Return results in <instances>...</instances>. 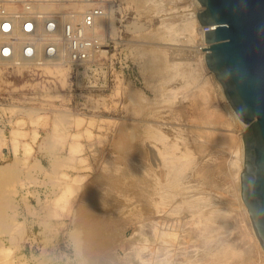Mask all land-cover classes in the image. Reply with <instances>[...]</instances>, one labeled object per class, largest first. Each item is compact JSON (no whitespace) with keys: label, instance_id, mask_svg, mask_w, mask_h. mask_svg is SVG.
I'll list each match as a JSON object with an SVG mask.
<instances>
[{"label":"rangeland","instance_id":"1","mask_svg":"<svg viewBox=\"0 0 264 264\" xmlns=\"http://www.w3.org/2000/svg\"><path fill=\"white\" fill-rule=\"evenodd\" d=\"M187 2L185 3L187 4ZM150 3L149 0L147 2L145 0H115V7L117 8V15H115V18L117 19L116 27L119 30V34L112 37L115 38L118 43L117 51L119 52V56L117 59H120L121 62L120 64L119 62H116L115 65H111V67L108 68L106 81L99 89H88L83 87L84 84L93 81L94 78L92 76L83 79L82 83L80 81L78 87H76V85L74 86V84L71 85L70 81L67 79L68 72L62 67H60L61 72L64 71V74H66V82L63 86L59 83L58 77L48 75L43 69L37 70L26 67L17 68L0 64V136L4 139V143L0 145V153L1 150L4 153L8 150L13 153L14 143L16 147L15 156L10 154L8 159L0 161V165H4L5 163L11 164V168H6L10 169L9 172L0 175V219H2L0 220V247L4 246V248L11 251L9 253L12 258L10 257L9 261L7 259L8 263L19 264L21 261V264H109L110 262V264H148V262H151L149 264H162L159 261V255H155L157 253V248L159 249V242L156 238H152V236H154L152 235L153 229L160 223L155 218H149L152 214L148 215V207L144 204V200L145 202L147 200L145 196V188L147 187L148 192V188L152 187V185L148 184H152L154 182V176L156 177L159 175L160 168L157 167L156 164H158L157 160L160 161V158L157 156V158L153 160V163L149 157H146L147 155L149 156V154L145 151V144H150L155 148L156 145L152 140H149L150 143L148 138L145 139L144 131L147 127L153 125L155 128L162 129L161 132H163L164 135L166 134L165 137L167 135L170 137L167 138V136L166 139L177 140V142L181 143L183 140L182 138L189 141L192 140L190 138H195V134L192 133H197L195 126L202 121L199 120V122L196 118L190 117L191 109L186 101L181 98V92H177L176 99L173 104H170L162 99L163 91L161 90V87L158 89L156 86L159 77H157L155 73L157 69L162 66L161 62L165 59L164 54L166 57L169 56V54L170 56H172V54L176 55L174 58L180 57V45H178L179 47H176L177 38H179L180 35L178 32L174 33V30L168 32V29H166L165 31V21L163 22L162 20V18L165 17V14L163 12L160 14L157 11L158 9H156L157 7L155 8V5ZM185 3L182 5L184 7H178L179 9H177L176 12L169 11V14H171L170 12L174 14L180 13L182 10L185 11ZM150 5L154 8L152 7L151 9ZM196 7H198V9L202 8H200L199 5ZM191 8L190 11L194 12L193 7ZM165 13L166 16H168V13ZM194 14L196 13H193V16ZM131 24H138L137 27H139V29L136 32H133L131 28L134 26ZM161 24H164V27L161 26ZM163 30L164 33L162 35ZM157 32L159 33L157 34ZM165 32L167 33V37L171 34V40L166 37L165 40L163 39L164 34H166ZM160 36L162 37L160 38ZM161 39L163 40L160 41ZM177 51L179 52L178 54ZM154 64L155 66H153ZM120 65H127V67L121 69ZM156 65H159V67ZM155 68L156 70H154ZM215 84L220 85L216 82L213 84L215 95H217L214 100V105L221 107L220 109H222L225 124L227 126L223 125V127L218 121L216 124L214 123V126H217V132L219 131L218 134H220V132L225 135L226 133H229L228 136H230V138L236 136L235 138L237 140L238 134L243 129L244 125L238 120H235L233 116H230L231 114L228 112L229 110H227L228 107L225 105L224 100L222 101L223 98L220 96L222 92L220 91V88L218 90V86ZM219 107H216V109ZM202 124L203 123H201V125ZM220 127L222 128L220 129ZM187 132H190L191 137ZM138 135L140 136L138 137ZM239 136L241 137L240 134ZM224 145L225 146L223 147H219L217 143L208 144V150L210 153L208 158H218L220 162H223L220 164L218 163V166L224 164V166H222L223 168L217 166V169L219 168L218 172L213 174L214 179L216 178L215 181L218 183L217 187L209 186L204 183L205 181L203 180H200L201 182H199V180L195 182L188 181L187 183L192 186H187L188 188L186 191L190 189V191L193 190L195 194L198 192V194L193 195L194 197L190 196V199L193 198L194 200L199 197L201 199L198 200H202L201 202H203L207 198H211L210 202L215 201L219 203L218 206L222 205L221 207L223 208L229 207L233 211H240L238 214L240 215L239 217L242 222L239 220L240 222L238 221V223L243 225H233L236 227L232 228H237L238 230L234 229L233 231V229H231L228 238L231 233H233L234 236H237L241 230L240 225L242 227L244 226L243 230L244 232L246 231L245 234H248L251 237L247 236L248 239H252L250 240V244L255 247L252 248L253 252H251L252 254L250 255L252 259H249H251V262L254 264H264V259H262V257H264V255H262L264 254V251H262L255 243L256 241L253 239L254 236L252 235V229L249 222L244 216H241L242 210L241 208L239 210L240 206L238 207L239 203L237 202L238 199H236L237 194H235V182L231 180L235 178L231 175L232 173L229 172L230 169L228 167V162L235 160L233 159L235 158L233 150H236L237 146L235 144L232 145V143H225ZM27 148L29 149L27 150ZM149 162L151 163L149 164ZM133 163L134 165L138 164L134 169ZM137 167L138 169H136ZM105 169L107 173H105ZM103 171L107 176L104 173L100 174ZM148 171H152L154 175L151 173L150 175ZM156 171L159 172L156 174ZM142 173H144V175ZM128 174L133 175L131 176L132 178ZM121 176L124 177L122 178ZM129 180L134 181L133 185L132 181L129 182ZM139 180L141 181L139 182ZM150 180L153 182H149ZM184 180L185 178H183V183ZM145 182L148 186H146ZM67 183H72L70 190H65V185H67ZM122 186H124V188ZM232 186L233 188H231ZM193 187H196L197 189ZM88 188L92 190V192L90 191V196H88ZM138 189H141L142 191L144 189V195L141 194V191ZM232 189H234L233 194L235 195L232 194ZM100 191L105 193V196L108 195V201H104L105 196L102 197L103 194H101ZM204 193L209 195L206 196ZM200 195L202 196L200 197ZM136 196H140V198L143 199V196H145V199H142V202H140V198ZM88 197L92 199H88ZM7 198L9 201H6ZM97 198H101L106 204L103 203L101 207L98 203L100 200ZM134 199L137 200V204L133 201ZM220 199L223 200L222 204H220ZM90 200H98V206L101 208L98 207L97 209L104 211L101 213L97 210L96 215L94 213L95 216L90 219H94L93 222L91 221V224L89 222L90 220L88 221L87 218L86 221L84 220L85 215L82 216L84 217L82 219L85 222H80V217L84 212L83 207L86 208L85 204L87 205V201L91 202ZM111 201L114 203L113 205H111ZM122 202L126 206H124ZM79 203H81V205H79ZM204 203L202 204L204 205ZM169 205L172 206V204H168V207H166L167 205L165 206L167 210L170 208ZM104 206L108 212L105 210ZM145 207H147L144 211L146 213L142 212ZM118 209V213L121 214L117 213L116 210ZM140 213L143 216H141ZM85 214L86 217L92 215V213L87 214V212H85ZM136 214H140V217ZM144 214L147 216H144ZM173 215L176 218L177 215ZM78 216L80 221L77 220ZM131 216L132 218H130ZM11 218H14L15 220V222L13 221V224ZM119 218L120 221H118ZM175 218L172 223L173 228L175 230L177 229L178 242L173 249L174 254L173 252L171 254L173 261H171V264L175 262L176 264H192V262H194L193 264H198V262L204 264L203 258L198 259L197 262L196 257L200 256V251H197L198 253L194 252L193 254L195 256L192 257V250L194 251L193 248H199V238L193 237L192 239L190 234L188 235V233H185L186 229L183 230V226L193 227V223H190L193 221L190 220L188 224L184 223V220L181 218H179L181 222ZM7 219H9V222L3 227L2 221H6ZM102 219L106 224H104L105 227L102 225ZM97 220L99 223H97ZM151 220L152 222H150ZM119 222L122 223L120 224ZM15 223L17 224V228H15ZM126 223L127 226L125 225ZM177 223L181 226L183 225V228L181 226L179 228ZM196 223L197 222L194 224L196 225ZM78 224H84V227H79L77 226ZM116 224L117 227H120L118 231L115 226ZM101 225L103 228H106L102 230L103 233L101 230L98 232L96 229V227L101 229ZM85 226L86 231L83 229ZM88 227L93 230L91 231ZM142 228L145 229L142 230ZM80 229L82 230V233ZM104 230H107L108 232ZM178 230H182V232H179ZM83 232L84 235H82ZM133 232H138V234H134ZM73 234H75V237ZM181 234L184 236L182 237ZM233 235L231 234L232 237L229 239L232 241L236 240V246H239L238 242L240 243V240H245L239 235L237 236L238 238L235 236L237 238L235 239ZM87 236H89V238ZM185 236L190 240H186ZM188 236L191 238H188ZM123 239L127 243L122 242L124 241ZM153 240L155 241L156 248L155 244L152 242ZM185 241H187V243ZM232 241L231 243L236 244V241ZM151 243L154 247H152ZM190 243H193V246L190 245ZM122 244H125L123 245V248L121 246ZM187 244L189 245L187 246ZM149 247L154 248V251H152L153 249L150 250ZM86 248L89 249L86 250ZM95 248L97 249L95 250ZM127 249L129 251H127ZM185 249L188 250L186 251ZM136 250H138V252ZM181 250L183 251L181 252ZM123 252L126 253V255ZM188 252H190L191 255L188 254ZM196 254L199 255L197 256ZM3 255L0 254V257ZM131 255L133 256L131 257ZM180 256L185 258V260L191 256V259L189 258L188 261H185ZM97 257L100 258L98 259ZM116 257L118 258V262ZM129 257L131 260L133 259V262ZM89 259L90 261H88ZM108 259H110V261ZM3 263L4 262H1L0 264Z\"/></svg>","mask_w":264,"mask_h":264},{"label":"bare ground","instance_id":"2","mask_svg":"<svg viewBox=\"0 0 264 264\" xmlns=\"http://www.w3.org/2000/svg\"><path fill=\"white\" fill-rule=\"evenodd\" d=\"M146 2L148 0H145ZM153 5H155L154 7L156 9H158L157 11L161 14V12H163L165 14V17L162 18L163 22L165 21V31L166 29H168L167 31L169 32L170 30H174V33L175 32H178V34L180 35L179 38H177V45H180L179 47V52H180V57H176L174 58L176 55H173L170 56H165L164 54V57L165 59L162 60V66L159 67V64L157 67H159L156 71V75L158 78V83H157V88L159 89L161 87V90L163 91V95H162V99L165 100V102L167 103H172L174 102V100L176 99V94L177 92H181V98H183V100L186 101V103L188 104V106L190 107V117L192 118H196L198 121H202L201 123H203L201 125V123H197L198 125H194L195 126V130H197L196 132L197 133H192V134H195V138H190L192 139L191 141L189 140H185L184 138H182L183 140L185 141H181L180 142H177V140H168L166 139V136L163 134V132H161L162 129H158L157 127H153L152 126H149L145 129V139L148 138V141L152 140V142L155 143L156 145V148L153 147L152 145L150 144H145V148H146V153L148 152L149 156L147 155L146 157H149L151 162H153V160L155 158H157V156H159L160 158V161H158V164H156L157 167H159V175L158 176H154V179L153 181H149V182H153L152 184H148V185H152L151 188H148V192H147V187L145 188L146 189V193L143 189V191L140 189H138L139 191H141V194L144 195L145 193V196H146V202H145V196L144 199L143 198H140V196H136V197H139L140 198V202H142L141 200L143 199L144 200V204L148 207H145L143 208L144 210L142 212L145 211V209L147 208L148 212L149 213L148 215H151V217L149 216V218H155L157 219V221L160 223L158 224L157 226H155V228L153 229V233L152 235V238H156V240H158L159 242V249L157 248V253L155 255H159L158 257L159 258V261L162 263V264H171V261H172V252H173V249L175 248L176 244H177V229L175 230L173 228V219L175 218L173 214L177 215L175 219H178L181 218L184 220V223H188L190 222V220H192L193 222H190V223H193V227H185V226H180L183 228V230L186 229L185 233H188V235L190 234L192 239L193 237H198V241H200L199 244V248H193L194 251L192 250V257L195 256L193 253L196 252L198 253L199 251V254L200 256L199 257H196L197 258V262H198V259H202L203 258V262L204 264H251L253 262H251V257L250 255L252 254L251 252L252 251V248H255L254 246H252V244H250V240L252 239H248V237H250L248 234H245L244 232V226L242 227L241 223H238V221L240 219V215L238 214V211L235 210L233 211L232 209H230L229 207L227 208H223L221 206H218L219 203L217 202H210L211 198H207L209 200H204L203 202H201L202 200H198V199H201L198 197V199H190V196H193L195 193L192 191H190V189L188 191H186V189L188 188L187 186H192L190 184H188L187 182L188 181H198L201 182L202 180L205 181L204 183L208 184L209 186H212V187H217L218 183L215 181L214 177H213V174L214 173H217L218 172V169H217V166H218V163H223V162H220V160H218V158H213V159H210L208 158V155L210 154L209 153V150H208V144H214V143H217L219 145V147H223L225 146L224 144L225 143H229L232 145L235 144L236 146V150L234 149L233 153H234V157L233 159H235L234 161H230L228 162L229 164V169H230V173H232L231 175L235 178V179H231L235 182V188H236V192L235 194H237L236 196V199L237 202L239 203L238 204V207H239V210L241 208L242 212H241V216H244L245 219H247V221L249 222L250 226H251V223H250V219H249V215H248V212H247V209L240 197V171L242 169V161H243V143H242V139L241 137L239 136V134L241 135V133L243 132V130L245 129L244 126H243V129L239 132L238 134V139L236 140V136L233 137L232 134V138H230V136H228V134L226 133L223 134L220 132V134H218L217 130V126L215 127L214 126V123L216 124L217 121L220 125H226L225 124V119L223 117V112H222V109H220L221 107L219 106H215L214 105V100L216 98L217 95H215V91H214V83H218L214 77V75L208 70L207 66H206V63H205V55L207 53V49L205 51H202V48H204V44L207 45L206 48H208V43H206L205 41V28L206 26H203L200 24L199 22V19L197 17V14H194L193 16V13H197V11L199 10L198 7L196 6H200V10H203L204 7L203 5L200 4V2L198 0H149ZM188 1V2H187ZM187 2L185 8L186 10L180 13H172L173 11L176 12L177 9H179L178 7H184L182 5H184V3ZM145 3V2H144ZM150 3V4H151ZM183 3V4H182ZM151 7V5H150ZM153 7V6H152ZM151 7V9H152ZM153 7V8H154ZM191 7H193L194 9V12L190 11V9H192ZM43 9H53V6H42ZM184 9V8H183ZM156 11V10H155ZM169 11H172L170 12L171 14H169ZM168 13V16H166V13ZM168 17V18H167ZM112 20L114 19L113 17L111 18ZM111 19L109 22L107 21H104V20H99L97 21L96 23V26L95 29H94V32L96 31H99V35L101 36H106L107 34H109L110 36H117L119 34V30L117 29L116 25H113V23L110 25V22H111ZM135 21V20H134ZM139 22V21H138ZM135 23V22H133ZM132 25V24H131ZM138 24H133L131 29L133 30V32H136L139 27H137ZM161 24V26H163ZM163 26V27H164ZM162 27V28H163ZM205 27V28H204ZM214 25H209L207 27V30H212L214 29ZM134 28V29H133ZM143 29V28H142ZM141 29V30H142ZM164 29V28H163ZM159 31V30H158ZM155 33H156V30H155ZM159 32H157L158 34ZM164 33V30L162 32V35ZM166 33V32H165ZM155 35V34H154ZM166 35V36H165ZM176 35V34H175ZM157 37V35H156ZM162 36H160L161 38ZM168 39H172L171 38V34L167 37V33L164 34V40L166 38ZM173 37V35H172ZM163 39H161L160 41H162ZM167 39V40H168ZM159 40V39H158ZM180 43V44H179ZM175 45V44H173ZM172 45V46H173ZM177 51V54L179 53ZM162 53V51H161ZM163 55V54H162ZM182 55V56H181ZM162 59V58H160ZM0 64L2 65H9V64H14V62H10V61H6V60H3L0 58ZM155 66V64L153 65ZM6 67V66H5ZM8 67V66H7ZM25 68L23 67L22 65H19L17 66V68ZM60 67L64 68L67 70L68 72V69L66 67H63L61 65H59L58 62H54V64L52 65H43V71H45V73H47L48 75H52V76H56L58 77V81L59 83L61 84V86H63L66 82V74H64V71L61 72L60 70ZM65 70V71H66ZM156 70V68L154 69ZM68 77V75H67ZM57 79V78H56ZM154 85V86H155ZM174 85V86H173ZM217 85V84H215ZM69 86V85H68ZM218 86V87H217ZM216 87L220 88V91L222 92L221 93V97L223 98L222 101L224 100V103L225 105L228 107H226L227 110H229L228 112L231 114L230 116H233V118H235V120H238L239 122H241L243 124L242 121H240L236 115V113L233 111V109L230 107L229 103L227 102L224 94H223V91H222V88H221V85H217ZM220 86V87H219ZM116 90V89H115ZM116 92V91H115ZM217 93V92H216ZM96 102V101H95ZM221 104V103H220ZM98 105V104H97ZM102 105V104H101ZM167 105V104H166ZM169 106V105H168ZM97 107V106H96ZM216 107H219L216 109ZM223 107V106H222ZM173 113V112H172ZM169 116V115H168ZM225 116V115H224ZM188 120V119H187ZM227 120V119H226ZM234 120V119H232ZM179 121V120H178ZM189 121V120H188ZM199 121V122H200ZM175 122V121H174ZM177 123V122H176ZM55 125V124H54ZM191 125V124H190ZM86 126V125H85ZM227 126V125H226ZM219 127V126H218ZM224 127V126H223ZM222 127H220L221 129ZM226 128V127H225ZM228 128V127H227ZM191 130V129H190ZM189 130V131H190ZM194 130V129H193ZM194 130V132H195ZM226 130V129H225ZM183 131V130H182ZM188 131V130H187ZM222 131V130H221ZM192 132V131H190ZM190 132H187L190 134ZM224 132V131H222ZM166 133V131H165ZM140 134V133H139ZM234 134V133H233ZM176 135V134H175ZM235 135V134H234ZM77 136V135H76ZM140 135H138L139 137ZM194 136V135H193ZM181 137V136H180ZM183 137V136H182ZM190 137H191V134H190ZM240 137V138H239ZM46 138V136H45ZM167 138H170L169 136ZM178 138V137H177ZM62 139V138H61ZM120 139V138H119ZM149 141V142H150ZM3 142V141H2ZM35 143V142H34ZM69 143V142H68ZM151 143V142H150ZM181 144V145H180ZM180 147H179V146ZM216 145V144H215ZM214 145V146H215ZM231 145V146H232ZM127 146V145H126ZM211 146V145H210ZM217 146V145H216ZM238 146H239V149H238ZM125 147V146H124ZM130 147V146H128ZM144 147V146H143ZM141 147V148H143ZM132 148V147H131ZM136 148V147H135ZM140 148V146H139ZM13 149V148H12ZM144 149V148H143ZM16 150V149H15ZM14 150V151H15ZM124 150V148H123ZM130 150V149H129ZM133 151V150H132ZM220 151V150H219ZM130 152V151H129ZM132 153V152H131ZM229 153V152H228ZM126 154V153H125ZM135 155V154H134ZM125 157V156H123ZM130 157V156H129ZM233 157V156H232ZM139 158V157H138ZM144 158V157H143ZM223 158V157H222ZM14 159V158H13ZM124 159V158H123ZM128 159V158H127ZM132 159V158H131ZM136 159V158H135ZM134 160V159H132ZM142 160V159H141ZM16 161V160H15ZM148 161V160H147ZM12 162V161H11ZM14 162V161H13ZM114 162V161H113ZM123 162V161H122ZM142 162V161H141ZM144 162V160H143ZM142 162V163H143ZM149 162V164L151 163ZM136 163V162H134ZM133 163V165H134ZM138 163V162H137ZM141 163V164H142ZM154 163V162H153ZM152 163V164H153ZM113 164V163H111ZM147 164V163H146ZM10 163H5L4 165H0V175L2 174H6L7 172H9L10 169H6V168H11L10 167ZM132 165V164H131ZM138 165V164H137ZM137 165H134L133 169L137 166ZM148 165V164H147ZM110 166V165H109ZM143 166V165H142ZM221 166V165H220ZM218 166V167H220ZM224 166V164L222 165ZM221 166V167H222ZM108 167V166H107ZM111 167V166H110ZM108 167V168H110ZM144 167V166H143ZM142 167V168H143ZM148 167V166H147ZM106 168V167H105ZM129 168V167H128ZM127 168V169H128ZM223 168V167H222ZM104 169V167H103ZM107 169V168H106ZM106 169L104 171H106ZM111 169V168H110ZM131 169V168H130ZM138 169V167L136 168ZM129 170V169H128ZM101 172L100 174L104 173ZM109 172V171H108ZM134 172V170H133ZM132 172V173H133ZM147 172V171H146ZM149 172V171H148ZM157 171L155 172L156 174L158 173ZM227 172V173H229ZM107 173V171L105 172ZM104 173V174H105ZM153 174L152 171L149 172V174ZM126 174V173H124ZM123 174V175H124ZM141 174V172H140ZM144 175V173H142ZM150 174V175H151ZM106 175V174H105ZM129 175V174H128ZM135 175V174H134ZM142 175V177H143ZM154 175V174H153ZM107 176V175H106ZM126 176V175H125ZM130 177L133 176V175H129ZM2 177V176H1ZM55 177V176H54ZM100 177V176H99ZM120 177V176H119ZM122 177V176H121ZM124 177V176H123ZM122 177V178H123ZM145 177V176H144ZM232 177V178H233ZM77 178V177H76ZM75 178V180H76ZM106 178V177H105ZM132 178V177H131ZM129 178V179H131ZM141 178V176H140ZM183 178H185L184 180V183H183ZM139 179V178H138ZM79 180V179H77ZM102 180V178H101ZM123 180V179H122ZM135 180V179H133ZM133 180L132 181V185H133ZM145 180H146V177H145ZM143 180V181H145ZM187 180V181H186ZM201 180V181H200ZM223 180V179H222ZM124 181H125V178H124ZM129 180V182H131ZM141 180H139L140 182ZM147 181V180H146ZM225 181V180H224ZM223 181V182H224ZM128 182V180H127ZM138 182V181H137ZM148 182V183H149ZM222 182V183H223ZM229 182V181H228ZM53 183V182H52ZM198 183V182H197ZM203 183V182H202ZM129 184V183H128ZM139 184V183H138ZM137 184V185H138ZM146 184V182H145ZM184 184H187V185H184ZM193 184V183H191ZM195 184V183H194ZM72 183L65 185V190H70L71 189V186ZM136 185V184H134ZM141 185V184H140ZM146 184V186H148ZM199 185V184H198ZM220 185V183H219ZM223 185V184H222ZM229 185V184H228ZM234 185V184H233ZM62 186V185H61ZM87 186V185H86ZM126 186V185H124ZM124 186H122L124 188ZM195 186V185H193ZM203 186V185H202ZM206 186V185H204ZM145 187V186H144ZM197 187V185H196ZM196 187H193L195 189H197ZM227 187V186H226ZM230 187V185H229ZM228 187V188H229ZM13 188V187H12ZM126 188V187H125ZM139 188V187H138ZM191 188V187H190ZM227 188V190H228ZM233 188V186L231 187ZM7 189V188H6ZM89 189V188H88ZM100 189V188H99ZM121 189V188H120ZM185 189V191H184ZM54 190V189H53ZM119 190V189H118ZM202 190V189H201ZM200 190V191H201ZM212 190V189H211ZM216 190V189H215ZM92 190L89 189V195L90 196ZM97 191V190H96ZM107 191V190H106ZM120 191V190H119ZM122 191V190H121ZM208 191V190H207ZM231 191V190H230ZM234 189H232V194L234 193L233 192ZM101 194H103L102 197H104L106 194L105 193H102V191H100ZM105 192V191H104ZM126 192V191H125ZM129 192V191H128ZM131 192V191H130ZM136 192V191H135ZM143 192V193H142ZM197 192V191H196ZM7 193V192H5ZM69 193V192H68ZM87 193V194H88ZM93 193H94V190H93ZM122 193V192H121ZM105 194V195H104ZM108 194V193H107ZM110 194V192H109ZM123 194H124V191H123ZM198 194V192L196 193ZM195 194V195H196ZM225 194V193H224ZM233 194V195H235ZM13 195V194H12ZM127 195V194H126ZM139 195V194H138ZM204 195L208 196L207 194L204 193ZM226 195V194H225ZM93 196V195H92ZM91 196V197H92ZM110 196V195H109ZM131 196V194H130ZM202 195H200L201 197ZM81 197V196H80ZM95 197V196H94ZM98 197V196H96ZM101 197V196H100ZM101 197V198H102ZM108 195L105 196V199H107ZM134 197V196H133ZM132 197V198H133ZM194 197V196H193ZM210 197V196H209ZM230 197V196H229ZM233 197V196H232ZM3 198V197H1ZM87 198V197H86ZM99 199L100 202H98L101 207L103 205V198L102 199ZM110 198V197H109ZM131 198V200H132ZM88 199H92L90 197H88ZM95 199V198H94ZM104 201H108L105 200ZM138 199V198H136ZM136 199H134L133 201H135V204L136 203ZM203 199V198H202ZM205 199V198H204ZM8 200V198L6 199V201ZM59 200V199H58ZM87 200V199H86ZM129 200V201H131ZM139 200V199H138ZM221 200V199H220ZM9 201V200H8ZM83 201V200H82ZM91 201V200H90ZM98 200H92L91 202H88L87 201V205L85 204V207H83L84 209V212H83V215H81L80 217V220H79V216L77 218L78 221L82 222L83 219L85 217V221H86V218L88 219V221L90 219H92V217H94L96 215V211L98 210L99 212H103L99 209H97L99 206V204L97 203ZM201 203H200V202ZM213 201V200H212ZM222 201L221 200L220 204H222ZM12 202V201H10ZM85 202V201H83ZM112 202V201H111ZM116 202V201H115ZM205 202V203H204ZM219 202V200H218ZM78 203V201H77ZM108 203V202H107ZM110 203V201H109ZM129 203V202H128ZM127 203V204H128ZM133 203V202H132ZM131 203V204H132ZM139 203V202H138ZM204 203V205L202 204ZM83 204V203H82ZM106 204V203H105ZM114 203L112 202L111 205H113ZM116 204V203H115ZM123 204V202H122ZM142 204V203H141ZM168 204H172V206H170L169 210H167L165 208L168 207ZM78 205V204H77ZM79 205H81V203H79ZM124 205V204H123ZM130 205V203H129ZM84 206V204H83ZM107 206V205H106ZM126 206V205H124ZM134 206V204H133ZM141 206V205H140ZM143 206V204H142ZM141 206V207H142ZM99 207V208H101ZM109 207V206H107ZM137 207V205H136ZM144 207V206H143ZM225 207V206H224ZM105 208V206H104ZM133 208V207H132ZM234 208V207H232ZM10 209V208H9ZM14 209V208H13ZM103 209V208H102ZM122 209V208H121ZM135 209V207H134ZM140 209V208H139ZM166 209V210H165ZM82 210V209H81ZM105 210L107 211V209L105 208ZM124 210V209H123ZM72 211V210H71ZM80 211V210H78ZM83 211V210H82ZM110 211V210H109ZM117 213L119 211L116 210ZM137 211V209H136ZM139 211V210H138ZM81 212V211H80ZM85 212H87V214H90L92 213L91 216H87L86 217V214ZM108 212V211H107ZM114 212V210H113ZM141 212V210H140ZM14 213V212H13ZM95 213V215H94ZM100 213V214H101ZM111 213V212H110ZM130 213V212H129ZM146 213V212H144ZM243 213V215H242ZM106 214V213H105ZM112 214V213H111ZM114 214V213H113ZM118 214H121V213H118ZM132 214V213H131ZM141 214V213H140ZM139 214V215H140ZM85 215V216H84ZM103 215V214H102ZM101 215V216H102ZM123 215V214H122ZM138 215V214H136ZM138 215V216H139ZM146 214H144L145 216ZM84 216V217H82ZM121 216V215H119ZM141 216H143L141 214ZM147 216V215H146ZM14 217V216H13ZM104 217V215H103ZM106 217H110V216H106ZM116 217V216H115ZM129 217V216H128ZM140 217V216H139ZM174 217V218H173ZM113 218V217H111ZM132 218V216L130 217ZM148 218V217H147ZM145 218V219H147ZM242 218V217H241ZM105 219V218H103ZM102 219V220H103ZM123 219V218H122ZM125 219V218H124ZM127 219V218H126ZM144 219V217H143ZM186 219V220H185ZM243 219V218H242ZM2 220V219H0ZM5 220V219H4ZM2 221V226L4 227L6 223L9 222V219H7L6 221ZM107 220V219H106ZM110 220V219H109ZM142 220V219H141ZM150 220V219H149ZM154 220V219H153ZM11 221H12V224L15 222L14 218H11ZM14 221V222H13ZM83 221V223L85 222ZM91 221L93 222V220H90V224H91ZM101 221V220H100ZM108 221V220H107ZM112 221V220H111ZM120 221V218L119 220ZM124 221V220H122ZM155 221V220H154ZM239 221V222H240ZM106 222V221H105ZM137 222V220H136ZM139 222V221H138ZM146 222V221H145ZM152 222V220L150 221ZM181 222V221H180ZM195 222L196 225L194 224ZM242 222V221H241ZM1 223V221H0ZM78 223V222H77ZM76 223V224H77ZM88 223V222H86ZM97 223L98 220H97ZM103 223V224H102ZM101 224L104 226V220ZM120 223V222H119ZM122 223V222H121ZM120 223V224H121ZM144 223V222H143ZM147 223V222H146ZM157 223V222H156ZM154 223V224H156ZM183 223V222H182ZM183 223V224H184ZM11 224V225H12ZM16 224V223H15ZM94 224V223H93ZM135 224V223H134ZM137 224V223H136ZM236 224H241L240 225V228L241 230L238 232L239 234H237V236L239 235L241 238L245 239L244 241L240 240V244L239 246H236L237 245V241L235 243L236 244H233L231 243L232 240H230L232 237L231 234L233 235V233L230 234V239L228 238V235L231 231V229H236L238 230L237 228H232V227H236V226H233V225H236ZM84 224L82 225H77V226H83ZM100 225V224H99ZM101 225V226H102ZM106 225V224H105ZM123 225H124V222H123ZM127 226V223L125 224ZM145 225V224H144ZM151 225V224H150ZM176 225V224H175ZM187 225V224H186ZM95 226V224H94ZM98 228L96 227V229L98 230V232H101L103 233V229H106V228ZM117 227V224L115 225ZM135 226V225H134ZM133 226V227H134ZM192 226V225H191ZM84 227V226H83ZM92 227V226H91ZM105 227V226H104ZM137 227V226H136ZM142 227V225H141ZM151 227V226H150ZM15 228H17V224L15 225ZM89 228V227H88ZM87 228V229H88ZM120 227H117V231ZM82 229V228H81ZM80 229L81 233H82V230ZM86 231V226L85 228ZM90 229V228H89ZM88 229V230H89ZM95 229V227H94ZM124 229V228H123ZM136 229V228H135ZM145 229V228H144ZM142 228V230H144ZM152 229V228H151ZM251 229H252V235L254 236L253 239H255V243L260 247V249L262 251H264V249L261 248L260 246V243H259V240L257 239L255 233H254V230L251 226ZM13 230V229H11ZM91 230V229H90ZM93 230V229H92ZM91 230V231H92ZM134 230V229H133ZM139 230V229H137ZM84 231V232H85ZM104 231H107V230H104ZM120 231V230H119ZM141 231V230H140ZM179 232H182V230H178ZM232 231V232H233ZM84 232L82 235H84ZM108 232V231H107ZM113 232V231H112ZM145 232V231H143ZM184 232V231H183ZM88 233V232H87ZM92 233V232H91ZM120 233V232H118ZM131 233V232H130ZM134 233V232H133ZM142 233V232H141ZM184 233V234H185ZM96 234V233H95ZM100 234V233H98ZM105 234V233H104ZM134 234H138V232H135ZM146 234V233H145ZM241 234V235H240ZM244 234V235H243ZM74 237H75V234H73ZM186 235V234H185ZM99 236V235H98ZM104 236V235H103ZM115 236V235H114ZM120 236V235H119ZM118 236V237H119ZM131 236V235H130ZM181 236L183 237L184 235L181 234ZM180 236V237H181ZM187 236V235H186ZM185 236V237H186ZM236 236V235H235ZM233 235V237L235 239H237ZM248 236V237H247ZM89 238V236H87ZM92 237H93V234H92ZM105 237V236H104ZM107 237V236H106ZM129 237V236H128ZM190 236H188V238H191ZM239 237V238H240ZM103 238V237H102ZM137 238V237H136ZM143 238V237H142ZM151 238V236H150ZM232 238V239H234ZM251 238V237H250ZM101 239V238H100ZM110 239V238H109ZM108 239V241H109ZM118 239V238H117ZM116 239V240H117ZM125 239V238H124ZM123 239V240H124ZM127 239V238H126ZM131 239V238H130ZM181 239V238H180ZM197 239V238H195ZM89 240V239H88ZM122 240V239H121ZM134 240V239H133ZM144 240V239H142ZM186 240L187 237H186ZM190 240V239H189ZM188 240V241H189ZM247 240V241H246ZM94 241V240H93ZM102 241V240H101ZM104 241V240H103ZM130 241V240H129ZM135 241V240H134ZM195 241V240H194ZM232 241V242H234ZM239 241V239H238ZM254 241V240H253ZM98 242V241H97ZM122 242H125L122 241ZM143 242V241H142ZM154 244H155V241L153 240L152 241ZM187 243V241H185ZM192 242V240H191ZM111 243V242H110ZM117 243V242H116ZM127 243V242H125ZM129 243V242H128ZM135 243V242H134ZM139 243V242H138ZM144 243V242H143ZM189 243V242H188ZM194 243V242H193ZM193 243H190V245H192ZM196 243V242H195ZM253 243V242H252ZM85 244V242H84ZM95 244V243H94ZM102 244V243H101ZM100 244V245H101ZM131 244V243H130ZM142 244V243H141ZM149 244V243H148ZM152 244V243H151ZM254 244V243H253ZM90 245V244H89ZM107 245V244H106ZM119 245V244H118ZM123 245L125 244H122V248H123ZM127 245V244H126ZM129 245V244H128ZM132 245V244H131ZM130 245V246H131ZM158 245V244H157ZM181 245V244H180ZM189 244H187L188 246ZM87 246V245H86ZM116 246V245H115ZM134 246V245H132ZM161 246V247H160ZM193 246V245H192ZM197 246V245H196ZM3 247V248H1ZM1 251H0V254L3 255L0 257L1 259V262H4L3 264H10L8 263L11 255L7 248H4V246H1ZM7 247V246H6ZM127 247V246H126ZM152 247L153 244H152ZM179 247V246H178ZM82 248V247H81ZM103 248V247H102ZM105 248V246H104ZM107 248V247H106ZM112 248V247H110ZM135 248V247H134ZM155 248H156V244H155ZM188 248V247H187ZM191 248V247H190ZM89 249V248H86V250ZM94 249V248H93ZM97 248H95L96 250ZM132 249V247H131ZM149 249H153L152 251H154V248H151L149 247ZM196 249V250H195ZM83 250V248H82ZM94 250V251H95ZM113 250V249H112ZM144 250V249H143ZM186 251L188 249H185ZM2 251H3V254H2ZM93 251V252H94ZM99 251V250H98ZM106 251V250H105ZM127 251H129L127 249ZM138 252V250H136ZM183 250H181L182 252ZM190 251V250H189ZM198 251V252H197ZM97 252V251H96ZM102 252V251H100ZM115 252V251H114ZM126 252V251H125ZM256 252V251H255ZM92 253V252H91ZM113 253V252H112ZM124 253V252H123ZM127 253V252H126ZM126 253H124L126 255ZM141 253V252H140ZM144 253V252H143ZM154 253V252H153ZM176 253V252H175ZM187 253V252H186ZM261 253V252H260ZM93 254V253H92ZM134 254V253H133ZM174 254V252H173ZM179 254V253H178ZM188 254L191 255L190 252H188ZM198 254V255H199ZM254 254V253H253ZM256 254V253H255ZM262 254V253H261ZM87 255V254H86ZM91 255V254H89ZM100 255V254H99ZM125 255H122L124 257H127ZM144 255V254H143ZM154 255V254H153ZM154 255V256H155ZM182 255V254H180ZM197 255V254H196ZM197 255V256H198ZM264 255V254H262ZM21 256V255H20ZM84 256V255H83ZM94 256V255H93ZM97 256V255H96ZM133 255H131L132 257ZM139 256V255H138ZM141 256V255H140ZM18 257V256H17ZM112 257V256H111ZM137 257V256H136ZM142 257V256H141ZM140 257V258H141ZM148 257V256H147ZM151 257V256H149ZM181 257V256H180ZM255 257V255H254ZM12 258V257H11ZM98 259L100 257H97ZM108 258V257H107ZM117 258V257H116ZM183 258V257H181ZM191 259V256L189 257ZM188 258V259H189ZM251 258V259H249ZM257 258V256H256ZM8 259V261H7ZM96 259V258H95ZM124 259V258H122ZM130 259V257H129ZM180 259V258H179ZM185 260V258H183ZM188 259L186 258V260L188 261ZM261 259V257H260ZM262 259H264V257H262ZM262 259H261V262H262ZM15 260V259H14ZM110 261V259H108ZM131 260V259H130ZM133 260V259H132ZM131 260V261H132ZM148 260H151V259H148ZM183 260V261H184ZM185 260V261H186ZM7 261V262H6ZM12 261V259H11ZM90 261V259L88 260ZM113 261V260H112ZM126 261V260H124ZM130 261V262H131ZM180 261V260H179ZM184 261V262H185ZM260 261V260H259ZM0 262V263H1ZM19 262V261H18ZM40 262V261H39ZM92 262V261H91ZM95 262V261H94ZM99 262V260H98ZM117 262H118V258H117ZM120 262V261H119ZM122 262V261H121ZM127 262V261H126ZM133 262V261H132ZM137 262V261H136ZM145 262V261H144ZM173 262V261H172ZM196 262V260H195ZM196 262V263H197ZM202 262V260H201ZM257 262V261H256ZM255 262V263H256ZM90 263V262H88ZM111 263V262H110ZM109 263V264H110ZM113 263V262H112ZM129 263V262H128ZM146 263V262H145ZM151 263V262H148V264ZM157 263V262H156ZM178 263V262H177ZM194 262H192L193 264ZM200 262H198L199 264ZM18 264V263H17ZM21 264V261L20 263ZM96 264V263H95ZM98 264V263H97ZM120 264V263H119ZM123 264V263H122ZM134 264V263H133ZM147 264V263H146ZM172 264H176L175 263H172ZM180 264V263H178ZM188 264V263H186ZM191 264V263H190ZM201 264V263H200ZM254 264V263H253ZM262 264V263H260Z\"/></svg>","mask_w":264,"mask_h":264},{"label":"water","instance_id":"3","mask_svg":"<svg viewBox=\"0 0 264 264\" xmlns=\"http://www.w3.org/2000/svg\"><path fill=\"white\" fill-rule=\"evenodd\" d=\"M205 63L238 119L243 161L240 197L264 249V0H198Z\"/></svg>","mask_w":264,"mask_h":264},{"label":"built area","instance_id":"4","mask_svg":"<svg viewBox=\"0 0 264 264\" xmlns=\"http://www.w3.org/2000/svg\"><path fill=\"white\" fill-rule=\"evenodd\" d=\"M116 9L115 0H0V58L14 62L10 67L37 70L58 62L71 85L92 76L83 87L99 89L108 68L121 60L116 39L94 29L112 17L110 25H116Z\"/></svg>","mask_w":264,"mask_h":264},{"label":"crops","instance_id":"5","mask_svg":"<svg viewBox=\"0 0 264 264\" xmlns=\"http://www.w3.org/2000/svg\"><path fill=\"white\" fill-rule=\"evenodd\" d=\"M15 140V139H13ZM3 141V142H2ZM4 143V139L0 136V145H2ZM14 145V150H15V143L13 144ZM29 148H27L28 150ZM16 150L13 151V153L10 152V150H8L6 153H4L2 150H1V153H0V161H5L6 159H8L10 157V154L12 155H16Z\"/></svg>","mask_w":264,"mask_h":264}]
</instances>
